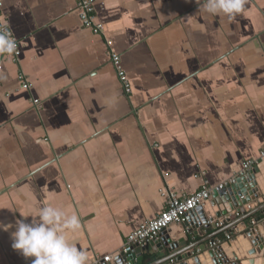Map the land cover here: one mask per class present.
Masks as SVG:
<instances>
[{
  "label": "crops",
  "instance_id": "1",
  "mask_svg": "<svg viewBox=\"0 0 264 264\" xmlns=\"http://www.w3.org/2000/svg\"><path fill=\"white\" fill-rule=\"evenodd\" d=\"M92 1L101 36L82 26L74 0H1L20 55L0 54V221L13 225L0 229V264H31L11 247L15 221L46 205L78 218L67 236L89 260L117 264L127 236L170 194L227 183L264 146V0H247L234 19L205 12L203 0ZM262 208L223 218L211 202L215 226L194 211L188 222L200 234L186 245L226 244L243 234L241 220L256 226ZM183 250L169 253L159 236L140 257L159 264Z\"/></svg>",
  "mask_w": 264,
  "mask_h": 264
},
{
  "label": "water",
  "instance_id": "2",
  "mask_svg": "<svg viewBox=\"0 0 264 264\" xmlns=\"http://www.w3.org/2000/svg\"><path fill=\"white\" fill-rule=\"evenodd\" d=\"M211 202H214L219 209V216L223 218L235 213L242 215L247 206L251 208L257 202L262 203L263 208L260 210L262 214L256 220L258 222L256 226L252 225L248 228L244 226V220H241L238 223L242 226V228H239V232L243 234L234 238V233L231 232L229 238L234 240L232 239L212 250L201 248L198 253L196 251L192 252L196 246L188 248L186 245L191 236L200 234L195 228H191L189 222L180 227L175 226L164 230L160 234L162 247L169 253H174L180 249L184 250L175 255L170 254L166 260L159 264H164L174 259L176 264H239L243 260H249V264H254V261L258 258L263 259L264 264V159L257 166V170L245 176L237 177L233 185L220 192L213 193V196L197 210L203 208L205 214ZM206 214L205 220L201 222V225L206 228L214 227L216 224L214 221L217 218H214V214L212 216L209 213ZM208 241L214 242V239L211 238ZM148 244L150 246L151 242ZM141 251L143 249L136 250L138 255L136 264H142ZM227 252L231 253V258L223 255ZM118 258L120 259L121 256L114 257V260ZM123 262V264H128L125 259H123Z\"/></svg>",
  "mask_w": 264,
  "mask_h": 264
},
{
  "label": "built area",
  "instance_id": "3",
  "mask_svg": "<svg viewBox=\"0 0 264 264\" xmlns=\"http://www.w3.org/2000/svg\"><path fill=\"white\" fill-rule=\"evenodd\" d=\"M76 3V9L78 17L82 26L92 32L94 35L101 36L104 32L103 24L96 22L93 8L92 0H74ZM1 0H0V10H1ZM6 30L10 33V37L16 42V49L11 54L12 62L17 63L20 55V42L13 36L12 32L6 27L1 18L0 12V31ZM108 56L111 65L116 71V75L120 86L124 94L128 95L131 92L130 83L126 77V74L121 69L120 57L118 54L114 53L110 49V42H107ZM1 70V65H0ZM21 82V89L29 90L30 85L24 81L22 75H19ZM34 105L38 104V101H33ZM264 159V146L260 151V156L257 160H249L241 165V170H239L238 175L230 179L227 183L218 185L216 187H210L207 181L203 180L200 189L186 196H177L175 194H170L166 206L162 211H160L153 219L147 220L140 224L138 228L132 232L124 240V244L121 248V252L117 256L121 258L117 259V264H123V259L126 260L128 264H136L137 257L136 250L143 249L148 243L158 238L162 231L167 230L172 227H180L188 223L190 216L193 214L197 208L205 204L215 192H220L225 188L234 184L237 177L245 176L255 165L259 164ZM203 173L196 175V177H202ZM254 223H252L253 225ZM227 240H230L227 236ZM219 245L215 241L210 242V249H215ZM116 256V257H117ZM109 256H95L90 260L91 264H109ZM171 264L174 262L170 261Z\"/></svg>",
  "mask_w": 264,
  "mask_h": 264
},
{
  "label": "clouds",
  "instance_id": "4",
  "mask_svg": "<svg viewBox=\"0 0 264 264\" xmlns=\"http://www.w3.org/2000/svg\"><path fill=\"white\" fill-rule=\"evenodd\" d=\"M246 3L247 0H203L202 7L209 14L234 19L244 11ZM15 49L16 42L10 33L0 31V54L10 55ZM27 217L25 214L24 218ZM14 226L11 247L25 258H34L31 264H91L87 253L67 236L79 227L74 215L65 216L60 209L46 205L38 210L36 219H17ZM11 227V223L0 221V229Z\"/></svg>",
  "mask_w": 264,
  "mask_h": 264
},
{
  "label": "bare ground",
  "instance_id": "5",
  "mask_svg": "<svg viewBox=\"0 0 264 264\" xmlns=\"http://www.w3.org/2000/svg\"><path fill=\"white\" fill-rule=\"evenodd\" d=\"M116 261L114 260V263H115Z\"/></svg>",
  "mask_w": 264,
  "mask_h": 264
}]
</instances>
